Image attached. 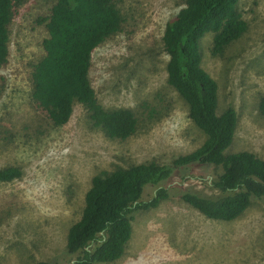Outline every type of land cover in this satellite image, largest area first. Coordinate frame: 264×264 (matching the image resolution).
<instances>
[{
    "label": "rangeland",
    "instance_id": "374dc122",
    "mask_svg": "<svg viewBox=\"0 0 264 264\" xmlns=\"http://www.w3.org/2000/svg\"><path fill=\"white\" fill-rule=\"evenodd\" d=\"M54 0H22L8 24V61L0 67V167L17 165L20 178L0 184V264L46 260L73 264L65 251L69 226L79 219L91 177L100 170L151 159L168 162L201 145L205 134L187 116V105L166 85L168 59L162 47L165 23L184 0H117L122 30L91 54L89 79L107 108L138 111L134 134L125 140L92 128L75 103L68 122L52 126L31 98V72L43 54L46 30L40 19ZM246 31L221 53L211 51L212 34L199 42L202 67L218 84L217 112L232 105L237 124L225 151L250 150L264 158V0H239ZM160 94V95H156ZM163 96L167 108L143 118L138 105ZM7 130L8 133L3 132ZM220 168L196 164L183 177L164 182L211 194ZM146 186L141 199L155 193ZM94 264H264V200L254 199L238 218L214 220L171 194L158 206L134 214L123 255Z\"/></svg>",
    "mask_w": 264,
    "mask_h": 264
},
{
    "label": "trees",
    "instance_id": "16d2710c",
    "mask_svg": "<svg viewBox=\"0 0 264 264\" xmlns=\"http://www.w3.org/2000/svg\"><path fill=\"white\" fill-rule=\"evenodd\" d=\"M21 1L0 0V67L8 61V24ZM238 1L184 0V6L165 23L161 39L168 56L166 85L187 105L188 118L205 138L193 151L168 162L151 159L95 173L85 192L81 215L66 234L65 251L76 254L73 264L120 258L132 234L134 214L155 208L171 194L205 217L222 221L241 216L252 200H264V158L250 150L225 151L234 137L237 113L232 105L217 112L218 84L201 65L199 42L206 33L212 34L211 51L216 54L246 31L247 21L237 9ZM40 23L46 30L41 40L43 54L30 79L33 104L45 120L52 126L66 124L77 102L86 111L91 127L109 138L125 140L134 134L140 120L138 111L105 107L89 79L93 50L122 30L124 18L117 0H54ZM3 90L0 80V95ZM163 101V96L154 102L143 100L138 105L143 118L160 114L169 106ZM258 110L264 115V95L258 100ZM196 164L220 168L211 181L213 193L182 187L171 193L162 185L173 176L183 177L182 172ZM22 172L17 165L0 167V184L20 178ZM146 186L156 190L151 198L142 200ZM33 264L56 263L38 260Z\"/></svg>",
    "mask_w": 264,
    "mask_h": 264
}]
</instances>
